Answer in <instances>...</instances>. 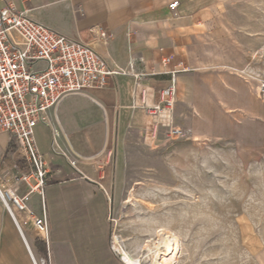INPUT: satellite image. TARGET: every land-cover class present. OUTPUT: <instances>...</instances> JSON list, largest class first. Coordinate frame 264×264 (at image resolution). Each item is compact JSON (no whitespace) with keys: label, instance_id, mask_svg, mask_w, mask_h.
Here are the masks:
<instances>
[{"label":"rangeland","instance_id":"obj_1","mask_svg":"<svg viewBox=\"0 0 264 264\" xmlns=\"http://www.w3.org/2000/svg\"><path fill=\"white\" fill-rule=\"evenodd\" d=\"M209 1L203 17L167 14L190 27L189 101L177 97L156 133L151 118L115 134L111 234L145 256L170 231V264H264V0Z\"/></svg>","mask_w":264,"mask_h":264},{"label":"crops","instance_id":"obj_2","mask_svg":"<svg viewBox=\"0 0 264 264\" xmlns=\"http://www.w3.org/2000/svg\"><path fill=\"white\" fill-rule=\"evenodd\" d=\"M172 1L0 0V7L11 2L32 19L84 41L92 39L91 27L103 28L108 43L100 48L102 54L121 68L126 67L130 54L135 71L143 74L142 82L153 90L167 85L168 75L160 73L162 57L173 55L175 60L182 59L188 70L178 77L177 97L189 101V63L193 65L188 57L190 27L169 23L168 4ZM178 2L177 11H188L193 18L200 8L196 6L210 1ZM206 8L200 9L198 16L203 17ZM132 82L131 76L119 75L104 89L68 95L55 110H49L50 127L37 124L33 129L37 148L50 171L44 189L50 264H126L112 242L109 216L124 178L111 165L110 152L115 146V134L133 125L148 127L151 122V116L143 110L130 107ZM70 161H74L73 165ZM23 166L16 144L0 129V187L13 188L14 178ZM26 189L22 185L20 191ZM35 198L33 195L32 199ZM17 217L22 222L25 213H18ZM23 232L34 254L44 255L36 242L42 240L28 223ZM0 264H32L23 237L1 201Z\"/></svg>","mask_w":264,"mask_h":264},{"label":"built area","instance_id":"obj_3","mask_svg":"<svg viewBox=\"0 0 264 264\" xmlns=\"http://www.w3.org/2000/svg\"><path fill=\"white\" fill-rule=\"evenodd\" d=\"M178 6V0H174L168 9L178 12ZM89 32L90 41L73 38L32 19L11 2L0 7V129L9 134L24 163L14 178V187H0V201L23 237L32 264H50L44 201L50 171L37 148L34 127H50L49 110H55L66 96L104 89L115 76L128 75L133 80L130 107L151 116L156 133L162 120L172 121L178 76L188 70L182 59L175 60L173 55L162 57L160 73L168 75L167 85L153 90L142 82L143 74L135 71L130 54L124 68L102 54L100 48L108 43L103 28L94 26ZM174 131L182 132L179 128ZM53 141L60 150L54 136ZM70 162L73 165L74 161ZM22 185L27 188L24 192L20 191ZM18 213H25L24 221L18 219ZM27 223L45 244L46 254H34L30 248L23 232ZM116 253L122 259L117 250Z\"/></svg>","mask_w":264,"mask_h":264},{"label":"bare ground","instance_id":"obj_4","mask_svg":"<svg viewBox=\"0 0 264 264\" xmlns=\"http://www.w3.org/2000/svg\"><path fill=\"white\" fill-rule=\"evenodd\" d=\"M156 233L157 239L152 241V246L147 249L148 254L145 256L132 255L115 238V234L112 236L114 249L120 253L123 262L126 264H143L145 259H148L151 264H170L172 258L177 254L179 240L173 233L164 228H159Z\"/></svg>","mask_w":264,"mask_h":264},{"label":"trees","instance_id":"obj_5","mask_svg":"<svg viewBox=\"0 0 264 264\" xmlns=\"http://www.w3.org/2000/svg\"><path fill=\"white\" fill-rule=\"evenodd\" d=\"M37 244H38V247H39V251L41 254H46V248H45V245L44 243L40 242V241H36Z\"/></svg>","mask_w":264,"mask_h":264}]
</instances>
